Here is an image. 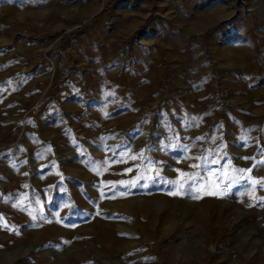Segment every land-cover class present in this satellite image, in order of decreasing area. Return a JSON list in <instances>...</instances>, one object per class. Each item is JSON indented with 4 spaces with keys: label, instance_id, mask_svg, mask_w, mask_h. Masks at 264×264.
Instances as JSON below:
<instances>
[{
    "label": "rangeland",
    "instance_id": "374dc122",
    "mask_svg": "<svg viewBox=\"0 0 264 264\" xmlns=\"http://www.w3.org/2000/svg\"><path fill=\"white\" fill-rule=\"evenodd\" d=\"M253 180L264 0H0V264H264Z\"/></svg>",
    "mask_w": 264,
    "mask_h": 264
},
{
    "label": "snow or ice",
    "instance_id": "6c2138e0",
    "mask_svg": "<svg viewBox=\"0 0 264 264\" xmlns=\"http://www.w3.org/2000/svg\"><path fill=\"white\" fill-rule=\"evenodd\" d=\"M212 163H217V161H212ZM193 167H199L198 165H194ZM234 171H245V170H235ZM248 173H251V169H248L246 170ZM182 175H187V174H182ZM157 176H159V173H157ZM151 178V177H150ZM224 178L227 180V179H230V177L228 176V173L225 172L224 173ZM197 182V177L196 176H188V179L187 180H184V181H181V180H176V181H167V183L169 184H173L175 186H177L178 189H184L185 187H187L189 190L196 184ZM257 183H259L261 186H264V181H255L253 180L252 181V184L255 186ZM217 187H219V184L216 185ZM229 187H231L232 185L229 184L228 185ZM220 195H223L224 192L221 191L219 192ZM199 198V197H197ZM5 227H7L5 225Z\"/></svg>",
    "mask_w": 264,
    "mask_h": 264
}]
</instances>
